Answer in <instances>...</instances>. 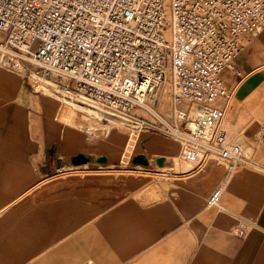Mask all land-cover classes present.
<instances>
[{
    "label": "crops",
    "instance_id": "obj_1",
    "mask_svg": "<svg viewBox=\"0 0 264 264\" xmlns=\"http://www.w3.org/2000/svg\"><path fill=\"white\" fill-rule=\"evenodd\" d=\"M260 33L221 73L234 88L225 124L249 158L231 173L214 157L165 161L178 148L149 143L177 141L158 132L135 155L94 142L83 115L77 128L63 120L70 104L49 83L37 89L32 75L0 67V264H264ZM219 186V205L207 207Z\"/></svg>",
    "mask_w": 264,
    "mask_h": 264
},
{
    "label": "built area",
    "instance_id": "obj_2",
    "mask_svg": "<svg viewBox=\"0 0 264 264\" xmlns=\"http://www.w3.org/2000/svg\"><path fill=\"white\" fill-rule=\"evenodd\" d=\"M261 27L264 0H0V67L95 100L132 123L129 141L162 132L192 166L214 157L231 173L249 158L225 124L234 88L221 73ZM110 126L103 117L84 130Z\"/></svg>",
    "mask_w": 264,
    "mask_h": 264
},
{
    "label": "rangeland",
    "instance_id": "obj_3",
    "mask_svg": "<svg viewBox=\"0 0 264 264\" xmlns=\"http://www.w3.org/2000/svg\"><path fill=\"white\" fill-rule=\"evenodd\" d=\"M259 31L261 32L260 34H263L264 36V27H261L259 29ZM258 32H256L257 34ZM255 34V35H256ZM259 34V35H260ZM254 35V36H255ZM253 36V37H254ZM252 37V38H253ZM253 42V40H252ZM263 45H264V39H263ZM2 68V67H1ZM5 69V68H3ZM7 72H12L9 69H5ZM44 82H47L50 84V86L52 87V90L58 94L59 96H61L67 103H69L70 105H65L64 106V110L61 112V116L63 117V120L68 121L72 126H76L77 128V115L81 114L84 116L86 123L81 124V130L84 131L86 126H92V127H98L100 125V118H98V116L96 115V112L99 111L100 114H102L103 117H107L110 122H111V126H110V130L108 132V134L106 136H97L94 138H90L92 141L94 142H109V146H114V145H119L121 142V146L127 150V151H132L133 147H136L135 152L133 155L136 154V152L140 151V147L141 146H146L147 145V139H143L141 141L140 144V139L144 137L145 133H147V131H143V129L139 128L137 130V134H138V138H135L134 141H129L130 139V132H131V125L132 123H129L128 121L124 120L123 117L121 115L115 116V115H111L107 113V110L101 105L99 104L104 110H102L100 107L96 106V105H90V103H84L83 99H81L80 97L82 95L72 92V93H67L65 92L62 88H64V84L59 81L58 79H39V80H34L32 79V83L36 86L40 85L37 89H42L43 86L42 84ZM53 82V83H52ZM50 97H46L47 102L50 105V101H49ZM89 104V105H88ZM95 106V107H92ZM164 110H166L167 112L169 111V107L167 105L163 106ZM78 109V110H77ZM89 109L94 110L96 109L97 111H89ZM49 111H50V115L53 114V109L51 107H49ZM140 114H142L144 117H148V115L143 112V111H138ZM130 118V117H127ZM143 120V119H140ZM140 126V124H138ZM119 132V133H118ZM121 132V133H120ZM156 132V131H155ZM162 135V138H165L166 140H174L177 142H168V141H162V140H152L149 143V147H156V148H170L173 149L175 151L176 148H178V153H175L173 158L166 156L165 157V161H175L176 163H178V165H180L182 168H189L192 165L190 163H187L186 161H184L180 155L181 152V141L177 138H173L170 137L162 132H159ZM119 134V135H118ZM87 136V135H86ZM123 136V137H122ZM122 137V139H121ZM131 146V147H130ZM176 147V148H175ZM131 155V153L126 154L125 156H127L129 158V156H133ZM127 159V158H126ZM125 159V160H126ZM215 160H219V159H215ZM146 161V159H142V162ZM220 161V160H219Z\"/></svg>",
    "mask_w": 264,
    "mask_h": 264
},
{
    "label": "bare ground",
    "instance_id": "obj_4",
    "mask_svg": "<svg viewBox=\"0 0 264 264\" xmlns=\"http://www.w3.org/2000/svg\"><path fill=\"white\" fill-rule=\"evenodd\" d=\"M53 83V82H52ZM40 85H37L36 84V87L38 88ZM81 99H83V101H84V103H90V105L92 104V105H96V106H98V107H100L102 110H104L105 111V109H103L99 104H98V102H96L95 100H92L91 98H87V97H85V96H81L80 97ZM89 105V104H88ZM92 107H95V106H92ZM89 111H92L91 109H89ZM93 111H97L96 109H94ZM96 115L98 116V118H103V116H102V114H100L99 113V111H97L96 112ZM111 115H115V114H113V113H111Z\"/></svg>",
    "mask_w": 264,
    "mask_h": 264
}]
</instances>
